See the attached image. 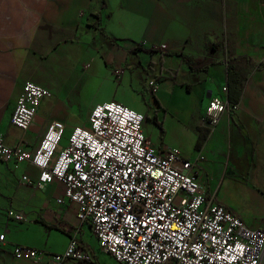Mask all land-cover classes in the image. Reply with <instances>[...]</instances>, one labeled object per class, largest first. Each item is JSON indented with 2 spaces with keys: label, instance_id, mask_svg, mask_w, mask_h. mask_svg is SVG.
<instances>
[{
  "label": "crops",
  "instance_id": "obj_1",
  "mask_svg": "<svg viewBox=\"0 0 264 264\" xmlns=\"http://www.w3.org/2000/svg\"><path fill=\"white\" fill-rule=\"evenodd\" d=\"M95 15L102 33L89 26ZM151 50L150 58L144 51ZM133 55L145 72L153 64L154 73L155 58L167 57L173 60L170 69L188 81L147 80L146 86L157 80L156 96L165 110L164 116L154 113L155 136L147 133V140L158 150L178 148L185 159L203 156L194 171L206 195H214L249 228L264 230V0H0V137L9 147L24 142L35 152L52 123L60 121L66 126L63 149L74 127L89 125L96 104L112 100L129 107L120 91L133 86L132 77L126 79ZM117 69L123 70L119 78ZM29 81L52 97L42 101L23 132L11 118ZM97 82L109 94L90 102ZM229 83L241 89L236 104L228 95L237 108L211 128L210 100L226 99L222 89ZM156 121L163 127L175 122L177 138L161 137ZM39 176L29 162L0 160V236L5 235L0 252L6 264H32L13 258L16 245L61 254L73 239L98 260L80 237L78 205L66 199L65 186L53 182L39 190ZM221 188L223 198L238 196V206L219 200ZM11 209L24 212L27 220L11 221ZM56 234L64 238L60 249L49 244Z\"/></svg>",
  "mask_w": 264,
  "mask_h": 264
},
{
  "label": "built area",
  "instance_id": "obj_2",
  "mask_svg": "<svg viewBox=\"0 0 264 264\" xmlns=\"http://www.w3.org/2000/svg\"><path fill=\"white\" fill-rule=\"evenodd\" d=\"M122 73L117 69L114 75ZM24 85L11 123L28 132L52 93L34 82ZM148 88L156 95L159 84L151 80ZM222 91L227 98H212L206 111L211 128L237 108L228 100L227 85ZM144 120L142 113L120 102H103L92 109L88 126L72 129L63 149L66 126L54 121L35 152L24 142L9 147L0 137V160L34 165L40 171L39 190L62 183L66 199L78 205V221L91 226L102 251L118 264H262L264 230L249 228L214 195H206L194 171L205 158L185 159L178 148L156 149L146 138ZM7 216L27 220L24 212L13 209ZM4 243L1 235L0 248ZM12 256L32 264L93 259L76 239L61 254L16 245Z\"/></svg>",
  "mask_w": 264,
  "mask_h": 264
},
{
  "label": "rangeland",
  "instance_id": "obj_3",
  "mask_svg": "<svg viewBox=\"0 0 264 264\" xmlns=\"http://www.w3.org/2000/svg\"><path fill=\"white\" fill-rule=\"evenodd\" d=\"M144 53L147 54L150 58L155 56V54H148L145 51H144ZM132 57L135 58V55L131 56L129 61H128L129 66L126 68V79H129V77L131 76L133 81H134L133 86H130V84H128L126 89L124 88L120 91V94H122V96H124V99L129 104L130 109H132L138 113H142V115L145 116V120L143 122V128H144L145 135L148 133L152 136H155L154 135L155 134V132H154L155 125H154V120H153L154 113L159 112L161 114V116H164L165 110L163 109V107L161 105H158V103L155 99V96L150 91L148 86H146L145 83L150 78L158 80L159 77L162 75L166 77L165 80L169 79L168 74L165 71H163V73H162L161 70H163V69L168 70V69L172 68V66L174 65V64H172L173 60H170L167 57H164V59H165L164 61H162L161 58H155L156 59L155 61L157 64V65H154L155 66L154 68L156 69L155 72L157 73L156 74L153 71H150L153 68V64L150 63L147 67L148 71L146 70V72H145V68H143V66L140 65V63L137 60L135 61V63H133L134 61L132 60ZM165 80H163V81H165ZM182 81H186V79L184 78V75L180 74L179 78H178V82H182ZM186 82H188V81H186ZM91 92L89 95L90 102H91V100H93L92 98L99 100V99H101V98H103L109 94L108 90L99 89L98 82H97V85L95 88L94 95ZM158 101L160 102V99H158ZM78 109L80 112H83L84 107L78 106ZM146 109H148L149 112H147ZM179 131H180V129H178L176 127L175 122L169 121L168 123H166L164 125L163 130H161V132H162L161 137H163L166 134L167 139L170 141H173L179 135V133H178ZM229 194H231L229 197L223 198V196H222L223 195V188H221L220 193H219V200L224 201V202H225V200H228L232 204L238 206V204H239L238 196H235L233 192L229 193ZM61 234H56V235L51 237V239L49 240V244H51L50 246H52L55 249H60V247L63 245V242H64L63 235H61ZM80 237H82L84 239V241H87L90 244V246L88 245V247H90L91 250L94 252V254L98 258L100 264H118V262H116L114 260V258H112L110 255H108L102 251V249L100 248V246L98 244L99 242L94 237V235L92 236L90 234V230H89L87 225H83V226L81 225ZM82 243H84V242H82ZM0 264H6L4 254H2L1 252H0ZM68 264H84V263L69 262ZM85 264H88V263H85Z\"/></svg>",
  "mask_w": 264,
  "mask_h": 264
},
{
  "label": "trees",
  "instance_id": "obj_4",
  "mask_svg": "<svg viewBox=\"0 0 264 264\" xmlns=\"http://www.w3.org/2000/svg\"><path fill=\"white\" fill-rule=\"evenodd\" d=\"M94 20V21H93ZM89 21H91V24H89V26H93V27H96L97 29H98V31L100 32V33H102V31L99 29L100 28V17H99V15H95L94 16V19H90ZM136 50L137 49H134V50H132V52H136ZM146 53H148V54H152L153 52H154V50H151V51H145ZM163 71H165L167 74H168V76H169V78H171V79H173V80H177V78H178V70H172V69H168V70H164L163 69ZM166 79V77L165 76H160L159 77V82H162L163 80H165ZM240 81H239V79L237 80V81H235V83L236 84H238ZM190 88V87H189ZM228 89H229V93H230V91H231V94H232V92L235 94V93H238L237 94V96L236 97H232V95L230 96V94H229V97H230V102L232 103V104H236L237 102H238V100H239V98H240V95H241V89H240V86H238V85H236V87H235V89L234 88H232L231 87V85H230V83H229V85H228ZM154 95V94H153ZM155 96V99H156V101H157V103H158V105H160V102L158 101V99L156 98L157 96L156 95H154ZM156 124H157V126L159 127V128H161V130H163V125L161 124V123H159V122H155ZM89 264H100L99 263V261L98 260H96V258H93V259H91V261L89 262Z\"/></svg>",
  "mask_w": 264,
  "mask_h": 264
}]
</instances>
